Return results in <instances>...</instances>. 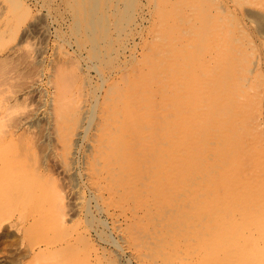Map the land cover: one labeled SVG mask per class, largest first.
<instances>
[{"label": "bare ground", "instance_id": "bare-ground-1", "mask_svg": "<svg viewBox=\"0 0 264 264\" xmlns=\"http://www.w3.org/2000/svg\"><path fill=\"white\" fill-rule=\"evenodd\" d=\"M39 1L40 4H46V1L51 0ZM232 1L237 7H242L247 2L261 5V8L251 9L250 14L257 23V28L264 29V2ZM60 7L63 11L60 12L65 13L69 21L76 24L72 27L70 39L62 42L64 37L61 33L58 36L57 27H61L63 19L56 27L57 38L51 43L49 34L54 35L49 21L51 8L47 13L41 14L32 10L28 0H0V38L12 26L30 23L26 24L22 39L16 44L3 42L0 45L1 106L6 111L14 106H23V100L30 91L25 87L34 88L38 83L40 85V79L47 75L50 100L48 120L52 124L54 118L55 123L60 122L59 125L63 126L56 128L55 132L57 137L62 136L66 142L67 149L61 153L65 169L72 171L74 179L78 178L74 143L79 135L92 129L91 152L84 157L83 166L87 183L94 189L96 196L106 198L117 193L126 201L147 202L142 204L141 209L138 206L132 208L134 221L131 223L135 224L134 227L129 222L122 223L118 218H115L118 223L114 225L132 252L142 245L133 254L141 264H254L253 260L256 264H264V233L259 232L261 217L245 222V225L248 224L247 228L259 232L250 236L245 227H238L232 220L239 209L243 208V204H238L229 213L228 209L220 206L214 208L208 202V196L212 198L210 195L215 192L216 184L206 180L207 175L200 173L190 182L180 178L184 164L182 142L192 138L198 125L211 126L213 110L208 104L211 90L216 89L214 85L228 80L217 79L201 88L200 92H192L197 76L206 78L210 68L202 70L201 65L193 79L190 76L183 83L180 78L174 77L175 59L169 58L162 62L158 56L177 37L184 35V44L206 53L203 63L210 60L207 57L212 55L218 61L221 56L227 55L218 50L215 40L220 36L219 31L226 29V40H231L228 56L236 58L238 54L245 53L243 57L247 59L246 55L254 48L249 44L251 32L246 27L237 31L224 27L231 26L234 18L237 19L233 13L222 14L224 11L229 12V1L56 0L54 8L60 10ZM152 9L160 20L161 16L170 13L167 29L163 34L161 28L151 25L148 20V13H152ZM129 25L131 26L128 28ZM38 30L42 32L43 38L48 39L44 38V41L47 45L51 43V47L48 49L45 45L39 49L40 57L35 60L36 52L33 53L30 47V39ZM167 34L174 37L167 39ZM49 41L51 42L48 44ZM179 47L176 52L186 51L185 47ZM49 50H53L54 57L46 62L43 55ZM91 59L98 62H95L98 65L97 79L90 74ZM214 63L216 68L228 66ZM151 72H157V77L151 79ZM36 73L40 78L34 82L31 77ZM89 84L93 94L87 88ZM104 84L107 86L100 96L98 88ZM41 86L46 90L43 84ZM19 90H23L22 93ZM91 96L95 98L93 112L86 108L87 99ZM137 97L141 100L140 104L125 106L130 101L134 102ZM7 102L9 106L4 105ZM194 107L195 111L190 112ZM192 119L196 123L189 129L185 128L183 124ZM36 121L41 123L40 119L36 118ZM137 125L135 132L133 130ZM23 126L22 120L17 119L10 135L2 138L5 145L3 148L17 149L22 145L31 150L30 144L33 142L38 147L40 144L42 149L45 148L39 142L43 143L52 129L41 127L40 138H33L28 127L22 131ZM66 129L70 133L65 134ZM10 164L8 162L5 171ZM16 179L25 181L21 177ZM194 183L198 188L189 187ZM245 184L249 185L247 182ZM255 202L261 204L264 199L257 197ZM116 206L123 207L121 202L116 203ZM227 222L228 225L222 229L217 239L210 235L209 231L216 225L223 226ZM150 231L155 233L152 244L167 248L165 255L170 254L171 248L174 250L171 257L149 259L152 256V245L149 246L146 238ZM3 235L4 232L1 236ZM139 239L141 242H138ZM82 240H89V236H82ZM120 246L125 250L124 245ZM246 251H252V260H245ZM220 254L229 256L217 262ZM10 256L14 262H19L22 255L11 249ZM114 259L119 260V255H114Z\"/></svg>", "mask_w": 264, "mask_h": 264}, {"label": "rangeland", "instance_id": "rangeland-1", "mask_svg": "<svg viewBox=\"0 0 264 264\" xmlns=\"http://www.w3.org/2000/svg\"><path fill=\"white\" fill-rule=\"evenodd\" d=\"M28 1L32 10L37 13H47L49 8L52 9L49 21L54 35L49 34L51 35L49 40L52 42L49 41L48 44L53 43L57 34L59 36L60 33L64 37L62 42L70 39L72 27L76 23H71L66 14L60 12L62 7L60 10L54 8L56 0L46 1V4H40L39 0ZM228 1L229 12L224 11L222 14L233 13L237 19L234 18V24L231 26L224 27L227 29L231 27L235 31L246 27L252 34L249 44L254 48L249 55H246L247 59L243 57L245 53L238 54L236 58L228 56L231 40H226V29L219 31L220 36L218 35L219 38L215 40L218 50H222L227 55L221 56L218 61H215L212 55L207 57L210 60L203 63L206 53L198 52L196 48H190L187 43L184 44L186 42L184 35L177 37L175 42L166 46L165 52L164 50L159 52L158 56L162 62L169 58L175 59L174 77L180 78L183 83H186L190 76L193 79L198 73L197 70L210 68L206 78L197 76L191 88L192 92H200L201 88L214 80H228L226 82L222 80L223 84H216L214 85L216 89L211 90V99L208 103L213 110L211 126L198 125L199 128L194 131L192 138L182 142L181 155L184 164L180 178L186 182L188 179L190 182L200 173L207 175L206 180L216 184L215 192L210 195L212 198L208 196V202L214 208L220 206L228 209L229 213L238 207V204H243V208L241 210L238 208L239 212L236 217H232V220L238 227H245L251 236L259 232L264 233V202L261 204L255 202L257 197L264 199V29L257 28V23L250 14L251 9L261 8V5L247 2L242 7H237L235 2ZM260 1L264 2V0ZM148 17L150 24L161 28L163 34L171 16L167 12L161 16L162 20H160L152 9ZM63 19L64 23L58 28V24L60 25ZM26 24L14 25L7 30L3 38H0V45L3 42L13 45L21 40ZM32 35L30 47L33 53L36 52L34 59L37 60L40 57L39 49L44 48L45 45L50 49L51 43L46 44L40 30ZM165 36L167 39L174 37L172 34ZM138 38L137 35L136 39ZM45 40L48 39L45 38ZM178 46H180L179 49L185 47L186 53L184 51L179 53V50L176 52ZM52 52L53 50H49L47 54L44 52L43 58L46 62L54 57ZM95 62L98 63L93 59L89 60V70L93 78L97 79L98 65ZM214 62L228 66L216 68ZM44 69L47 72L46 66ZM39 76L37 73L33 74L31 79L35 82L40 78ZM155 77L157 72H151L150 78ZM47 80L46 75L40 79V85L38 83L34 88L25 87L30 91L27 92L24 102L21 101L23 106L20 108L14 106L6 111V108L1 106L3 102L0 104V116H2L0 118V168L2 169L0 171V264H6V262L12 264H141L133 254L137 253L142 245L132 252L123 240L121 232L114 225L118 223V221L115 222V218H118L122 223L129 222L134 227L135 224L131 223L134 221L132 208L138 206V209H141L142 204L147 202L126 201L117 193L108 195L106 198L96 196L94 189L87 183L83 166L84 157L91 152L90 137L94 132L92 129L88 133L79 135L74 143L78 178L74 179L72 171L65 169L61 162V153L67 149L66 142L62 136L57 137L55 132L56 128L60 129L63 126L59 125L60 122L55 123L54 118H52V124L48 120L50 100ZM41 84L46 87V90ZM106 86L107 84L99 85L98 95L101 96L104 93ZM90 87L91 84L87 88L93 94V89ZM22 91L19 90V93ZM54 94L52 89V97ZM94 99V96H91L86 102V108L92 112ZM140 102L141 100L137 97L134 102L130 101L125 106L131 107L132 104L138 105ZM8 104L9 102L4 105L9 106ZM194 111L195 107L190 112ZM36 118L40 119L41 123L36 121ZM17 119L22 120L24 125L22 131L27 130L28 127L33 138H40L41 127L52 129L43 143L39 142L45 147L44 150L40 144L38 147L36 142L30 144L31 150L22 145L16 147L17 149L3 148L5 145L2 138L10 135ZM194 123L196 122L192 119L183 126L189 129ZM137 127L138 125L133 131L136 132ZM67 132L70 133L68 129L65 134ZM133 135L136 137L135 134ZM186 161L188 164H185ZM8 162L11 164L5 171ZM190 176L193 177L190 179ZM16 177L25 178V181H18ZM190 186L198 188L195 183ZM118 202L122 203V208L116 206ZM255 217H261L259 232L250 230L246 227L248 224L245 225V222L253 221ZM228 222L223 226L216 225L209 231L210 235L217 239ZM3 232L5 235L1 236ZM85 235L89 236V240H82V236ZM154 236L155 233L150 231L146 238L150 243L149 246L152 245V256H149V259L162 260L163 257H171L174 250L171 248L170 254L165 255L166 247H157V244H152L155 241ZM178 236L181 234L178 233ZM146 240L143 239V242ZM138 242L141 240L139 239ZM121 244L124 245L125 250H122ZM262 246L264 249V245ZM11 249L21 253L19 262H14L11 258ZM252 249L254 250L253 247ZM251 252L246 251V261L254 258ZM114 255H119V260L114 259ZM228 256L220 254L216 260L219 262ZM253 263L256 264L255 260Z\"/></svg>", "mask_w": 264, "mask_h": 264}]
</instances>
